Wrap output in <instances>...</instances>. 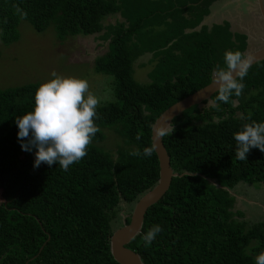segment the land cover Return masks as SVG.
I'll return each instance as SVG.
<instances>
[{
    "label": "trees",
    "instance_id": "1",
    "mask_svg": "<svg viewBox=\"0 0 264 264\" xmlns=\"http://www.w3.org/2000/svg\"><path fill=\"white\" fill-rule=\"evenodd\" d=\"M215 1L0 0L5 46L20 39L21 21L36 33L52 26L59 41L97 35L107 43L93 69L111 77L113 94L97 107L100 131L87 155L64 171L58 162L34 167L36 149L24 151L18 139L16 118L34 111L40 85L0 89V264H117L109 243L116 209L136 203L159 178L155 152L130 153L152 145V125L167 108L212 82L213 69L225 67L226 51L247 50V37L228 21L199 27ZM108 16L119 18L104 25ZM145 55L153 66L142 84L133 67ZM242 83V95L231 97L236 107L218 102L217 110L204 101L174 118L162 137L173 172L187 174L172 179L127 245L143 264H255L264 252V223L238 221L242 213L232 211L228 191L241 182L264 187V152L253 148L240 161L234 139L245 123H264V61ZM104 130L121 139L115 158L97 146ZM154 225L162 231L145 247L142 236Z\"/></svg>",
    "mask_w": 264,
    "mask_h": 264
},
{
    "label": "clouds",
    "instance_id": "2",
    "mask_svg": "<svg viewBox=\"0 0 264 264\" xmlns=\"http://www.w3.org/2000/svg\"><path fill=\"white\" fill-rule=\"evenodd\" d=\"M17 13L26 18L27 13L17 6ZM252 58L239 50H228L224 53L225 67L217 65L212 71L213 85L217 86V95L208 99L205 107L219 109L218 102L237 106L231 100L242 95L245 84L242 83L252 64ZM54 77L42 83L35 93V107L22 117H17L15 123L19 128L18 139L24 151H35L34 167L42 163L52 166L59 163L64 171L73 163L80 162L86 155L89 145L97 132L100 131L95 123L97 107L101 97L90 91L89 82L75 77H62L55 71ZM110 99V97H104ZM167 126L157 127L155 135L162 138L168 131ZM138 133L136 139H141ZM236 141L235 156L240 161L248 160V153L253 148L264 152V123H245L242 130L234 133ZM157 150V143L145 147L143 153L139 150L130 153L132 156H151ZM162 231L160 225L150 228L142 240L148 247ZM255 264H264V252L255 257Z\"/></svg>",
    "mask_w": 264,
    "mask_h": 264
},
{
    "label": "rangeland",
    "instance_id": "3",
    "mask_svg": "<svg viewBox=\"0 0 264 264\" xmlns=\"http://www.w3.org/2000/svg\"><path fill=\"white\" fill-rule=\"evenodd\" d=\"M119 17L108 16L103 24H113ZM20 39L8 46L0 40V89L17 87L28 83L48 82L54 77L55 71L62 77H75L89 82L90 91L101 97L100 105L109 102L113 98L110 89L111 77L95 73L93 69L96 57L103 56L107 52V43L95 36L68 37L59 41L55 36L53 27H49L43 33H36L29 24L21 21L18 27ZM232 30L236 31L235 28ZM246 33H250L245 29ZM264 31L262 27L256 32L250 49L260 45V35ZM253 34V33H252ZM252 40V39H251ZM150 55L140 57L134 64V79L142 84L148 83L147 74L153 64L149 63ZM110 97V99H104ZM203 106L201 105L200 108ZM104 140L97 144L99 149L108 152L115 158L117 144H122L121 139L112 131L104 130ZM235 198L232 211L242 216L236 219L245 222L247 226L256 223H264V187L238 183L231 191ZM0 201H2L0 191ZM135 203H120L116 209V217L112 221V227L117 230L128 218Z\"/></svg>",
    "mask_w": 264,
    "mask_h": 264
},
{
    "label": "water",
    "instance_id": "4",
    "mask_svg": "<svg viewBox=\"0 0 264 264\" xmlns=\"http://www.w3.org/2000/svg\"><path fill=\"white\" fill-rule=\"evenodd\" d=\"M257 1L263 22L260 27H262V30L264 31V6L262 0ZM203 25L204 22H202L199 27ZM258 38L261 41L260 45L255 49H247L245 51V53L252 58L253 62L251 66L264 61V33ZM216 90L217 86L213 85L212 81L204 88L195 91L193 94L167 108L152 125L151 144L157 143L155 154L159 164V178L153 188L144 193L135 203L132 213L129 216V223L126 224L124 220L123 225L115 230L110 237V253L117 264H143L140 256L135 251L127 248V245L141 233L144 217L148 209L161 200L164 194L168 191L172 179L187 174L183 173L179 175L173 172L170 165V158L163 145L162 138L155 135V129L169 124L166 133L170 132L172 130L171 123L174 118L180 116L184 111L193 106H201L202 102L207 101L216 93ZM209 182L218 187L213 181L209 180ZM228 191L231 193V190Z\"/></svg>",
    "mask_w": 264,
    "mask_h": 264
},
{
    "label": "crops",
    "instance_id": "5",
    "mask_svg": "<svg viewBox=\"0 0 264 264\" xmlns=\"http://www.w3.org/2000/svg\"><path fill=\"white\" fill-rule=\"evenodd\" d=\"M264 6V0H262ZM262 22L261 13L257 0H217L209 7V15L204 19V25L211 26L213 24H221L223 21H228L233 32L255 33L260 26L254 24L257 20ZM239 23L243 24V28H238ZM253 25V26H252Z\"/></svg>",
    "mask_w": 264,
    "mask_h": 264
},
{
    "label": "flooded vegetation",
    "instance_id": "6",
    "mask_svg": "<svg viewBox=\"0 0 264 264\" xmlns=\"http://www.w3.org/2000/svg\"><path fill=\"white\" fill-rule=\"evenodd\" d=\"M256 20H257V19H256ZM254 24L258 25V27L262 25L260 19H259V21H258V20L255 21V23H253V25H254ZM253 25H252V26H253ZM239 27H241V30H242L243 24L239 23L238 28H239ZM243 28H244V27H243ZM244 29H245V28H244ZM257 31H258V30H257ZM237 33L244 34V35L247 37V49L249 50V49L251 48L250 46H251L252 43H253V39H254V37L257 36V34H255V33L251 34V33H246V32L241 33V32H239V30H238ZM251 39H252V40H251ZM254 40H255V39H254Z\"/></svg>",
    "mask_w": 264,
    "mask_h": 264
}]
</instances>
